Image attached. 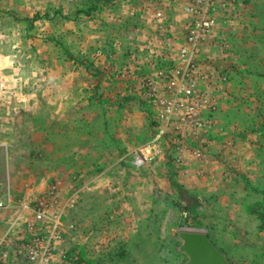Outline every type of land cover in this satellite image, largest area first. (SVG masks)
I'll use <instances>...</instances> for the list:
<instances>
[{"label": "crops", "instance_id": "obj_1", "mask_svg": "<svg viewBox=\"0 0 264 264\" xmlns=\"http://www.w3.org/2000/svg\"><path fill=\"white\" fill-rule=\"evenodd\" d=\"M189 1L91 0V6L87 7L84 6L83 0H64L62 83L41 84L34 76L25 75L30 69L27 60L32 54L29 52H20L15 47L0 51V168H4L3 175L6 177L4 186L0 184V192L10 201L11 210H20L17 214L19 221L24 219L27 224L34 222V212L31 209L34 202L48 203L50 198L47 194L52 187L56 188L57 198L59 196L58 199L61 200L57 210L62 218L66 169L72 166L79 172L87 171V167L81 162H78V165L66 164L62 158V150L55 145L61 134L65 139L79 141L78 146V143L70 146V150L74 151L71 154L74 153L75 157L82 158L87 152L85 147L93 151L98 145L100 123L107 124V132L104 131L108 138L121 137L124 139L122 147H128L127 140L131 138V131H135L134 125L144 123V118L142 115L124 114L123 120L119 121L115 118L116 114L127 113L136 103L143 105V84L154 78L157 68L162 65H175L177 52L185 39L184 23L187 17L183 9ZM237 1L241 8L236 7L235 14L231 13L233 10L230 12L227 24L224 23L228 26L226 32L224 33V27H221L220 37L214 35L213 38H208L196 62L198 76L195 82L202 97V116L206 118L211 109L216 114L217 121L210 139L214 140V148L224 149L223 160L217 163L218 166H212L208 170L209 173L219 168V172L222 171L224 164H229L230 167L234 164L237 169L243 170L241 163L250 157V151H247L248 139L253 131L248 130L239 117L242 114L252 116L251 110L255 108L253 102H259L262 110L264 108V93L260 92L264 86L261 85L264 83V65L261 66L259 62L264 56L245 55V59L252 58V64L248 66L245 61L247 65L243 66L244 68L240 66L244 61L241 62V58L236 57L244 40L240 35L243 28H251L253 31L264 27L257 17L259 12L264 10V4L262 0ZM70 3H74V6ZM71 8L74 16H68L67 19L66 12ZM158 14L161 15L160 18L157 17ZM217 16L220 21L226 18L224 9L218 11ZM235 32L237 34L234 36ZM15 37L9 36L8 39L14 41ZM3 38L0 36V39ZM245 40L253 43L255 38H249L247 34ZM178 44L180 45L177 49ZM151 53L156 54L152 57ZM15 55L16 60L13 58ZM19 55L26 61H18ZM248 67H252V70L246 71ZM256 67H262L263 71H256ZM224 71L229 74V81L226 83L219 77ZM255 79H262V83L256 85L255 82L254 85ZM145 103L148 105L146 101ZM250 125L249 128H253L251 121ZM144 130L143 128L139 133V139L142 138ZM11 139L17 141H9ZM26 139L28 143H32L27 152L19 151L20 156L25 157L18 165V169L24 172H20V175L14 171L18 162L14 160L12 149L14 143ZM49 143H53L52 149L46 146ZM114 150L119 153L116 147ZM122 150L124 154L125 149ZM128 151L129 148L126 149V152ZM117 153L114 151L111 154L116 156ZM174 155L183 158V166L176 170L186 183H190L198 169L190 162L184 148H177ZM115 156L99 164L90 163V168L95 166L96 169L104 167L102 171L111 170L117 163L114 162ZM26 163L28 165L25 166L29 169H22ZM48 177L54 179L50 187ZM214 177L217 178L216 175H211L208 179L215 181ZM218 177L221 179L220 175ZM87 183L89 182L81 187ZM101 185L107 184L104 182ZM188 185L192 189L196 188L193 182ZM205 185L215 186L211 185L210 181ZM241 185L244 187L243 191L251 187L249 184ZM91 188L93 189V186ZM19 193L21 196L15 201L14 195ZM25 197L30 198L27 203L22 204L20 198ZM257 201L258 197L240 201L238 204L243 215H250L251 208ZM30 203L33 204L29 205ZM47 214L50 216V211ZM38 228H41L40 225ZM10 236L8 227L0 238L8 243ZM57 254L58 248L54 256L55 264L58 261Z\"/></svg>", "mask_w": 264, "mask_h": 264}, {"label": "rangeland", "instance_id": "obj_2", "mask_svg": "<svg viewBox=\"0 0 264 264\" xmlns=\"http://www.w3.org/2000/svg\"><path fill=\"white\" fill-rule=\"evenodd\" d=\"M63 1L0 0V36L4 37L0 39V51L15 47L20 52L25 51L32 54L27 60L30 69L25 75L34 76L41 84L62 83ZM262 1L264 4V0ZM83 2L84 6H91V0H83ZM241 4L244 5L243 1ZM71 6H74V3ZM236 7L241 8L238 1H231L228 7L229 11L224 13L226 18L222 21L219 20L220 25L214 32L216 37H220L221 27H224V33L226 32L228 26L224 25V21L226 22L230 18L232 10L231 13H236ZM72 10L71 8L66 12L67 19L68 16H74ZM257 17H259L258 21L264 24V10H261ZM184 25L186 28L185 37L187 18H185ZM234 30L236 31L235 28ZM236 34L237 32L234 33V36ZM247 34L249 38H255L253 43L245 40ZM214 35L210 38H213ZM240 35L244 40L236 57L241 58V62L244 61L240 66H246L247 63L248 66H251L252 58L245 59V55L264 56V27L253 31L251 28H243ZM9 36L11 38L16 36L15 40L8 39ZM155 54L151 53V56L154 57ZM13 58L16 60L17 55ZM19 58L18 61L21 59L26 61L20 55ZM259 62L261 66L264 65V59ZM155 63L157 64V61ZM249 70H252V67L246 69V71ZM256 71H263L262 67H256ZM222 75H224V83L228 82L229 74L224 71ZM261 81L262 79H255L253 84L257 82L256 85H258V83H262ZM260 92L264 93V86ZM253 104L255 108L251 110L252 116L242 114L239 117L241 123L248 130L252 129L253 131L248 139L249 148L247 151H250L248 158L250 160L245 159L246 161L241 163L243 170L237 169V166H233L234 164H231V167L229 164H224L222 171L219 172V168L214 171L216 173H209L208 170L212 166L215 164L218 166L217 163L223 160L224 149L222 147L214 148V140L211 139L207 146L199 139L189 142L187 133L184 134L182 139L184 146L187 148L192 144L198 147L203 146L209 152L207 166L190 158V162L198 169L190 183H186L176 170L183 166L184 161L183 158L181 163L176 161L178 157L174 155L175 150L170 133L164 136L162 143L159 144L160 152L155 160L140 168L132 164L138 150L150 144L156 133L153 130L152 122L154 108L146 105L144 99L143 105L136 103V106L129 108L127 113L116 114L115 118L119 121L123 120L124 114L142 115L144 118V123L134 125L135 131H131L130 140H127L128 143L125 141L128 144L126 148L122 147L124 139L121 137L115 139L106 136V123L99 124L101 134L98 138V145L93 151L85 147L87 152L82 158L75 157L74 153L71 154L74 151L70 150L71 144L75 145L79 141L65 139L61 134L56 139L55 145L62 150V158L66 164L68 166L70 164L78 165V162H81L87 167L85 169L87 171L79 172L69 166L64 173L66 177L63 182L65 187L62 195L64 196L62 197V218L59 221L62 238L55 245V255L57 248L59 251L56 264H183L185 257L176 254L177 243L173 240L180 230L206 233L216 248L226 255L230 264H264V216L258 208L248 216L243 215L240 204H238L249 198L258 197V200L264 198V108L262 110L259 102H253ZM249 108L247 107V109ZM102 110H106V108H102ZM213 116V126L215 127L216 114ZM250 121L253 128H249L251 127ZM143 128L145 129L143 136L139 139V133ZM9 141L16 142L17 140ZM28 142L26 139L19 141V144L14 143L12 153L14 160L18 162L15 164L17 166L14 170L16 174H20L18 165L25 158L23 155L20 156L19 151L27 152L32 141ZM52 145L53 143H49L46 146L52 149ZM114 147L118 149L119 153L114 150ZM128 148L130 152H126ZM122 149H125V155ZM114 151L117 153L116 156L111 154ZM112 156L116 157L114 162H117L113 165V169L102 171L104 167L96 169L93 166L90 168L91 164H99ZM25 165L28 163L23 164L22 169H29ZM3 171L4 168L1 167L0 184L2 186H4L6 178ZM22 173L24 172L22 171ZM211 175H216L218 179L216 177H214L215 181H212V178L208 179ZM239 176L244 177L240 178ZM65 179L68 181L66 182ZM53 180L52 177L49 178V187L52 186L50 183ZM207 181L215 186H206ZM86 182L89 183L81 187ZM101 182L103 184L105 182L107 185H101ZM192 182L196 184L195 189L188 185ZM242 183L245 186L249 184L251 187L243 191ZM98 184H100L99 187H97ZM19 196L21 193L17 196L14 195L15 201L19 199ZM29 198H20V201L25 204ZM55 198L56 204L53 209L49 210L51 215L59 207V201L61 202L58 199L59 196L57 198L56 195ZM8 202L10 204V201ZM33 208L34 206L31 209ZM19 211L16 208L12 210L9 208L5 212H0V237L18 218ZM23 220L13 229L8 239L7 244L11 250L30 237L26 229L27 222ZM50 226L47 223L40 224L41 228L36 233L47 235ZM9 264H22V261L13 259Z\"/></svg>", "mask_w": 264, "mask_h": 264}, {"label": "built area", "instance_id": "obj_3", "mask_svg": "<svg viewBox=\"0 0 264 264\" xmlns=\"http://www.w3.org/2000/svg\"><path fill=\"white\" fill-rule=\"evenodd\" d=\"M231 1L234 0H190L184 7L187 32L177 52L175 65L157 68L155 77L143 84L144 100L154 108L152 122L156 133L150 144L138 150L132 162L135 167H144L157 158L159 144L168 133L174 150L184 148L189 158L203 166L209 164V152L205 147L192 144L187 148L182 144V139L187 133L191 140L189 142L199 139L207 146L210 141L214 112L211 109L206 118L202 116V97L195 82L198 76L196 62L205 41L214 35L220 25L217 12L224 9L225 13ZM220 77L224 81V75ZM176 161L182 162L180 157ZM47 196L50 198L48 203L34 202V222L26 225L30 237L20 242L14 250L0 238V264H9L13 259L22 261V264H55V245L62 238L59 229L61 214L58 210L53 211V216L47 213L56 204V188L52 187ZM9 208L8 200L0 192V212ZM19 223L18 219L12 222L9 228L11 234ZM45 223L51 225L48 234H37L38 226Z\"/></svg>", "mask_w": 264, "mask_h": 264}, {"label": "water", "instance_id": "obj_4", "mask_svg": "<svg viewBox=\"0 0 264 264\" xmlns=\"http://www.w3.org/2000/svg\"><path fill=\"white\" fill-rule=\"evenodd\" d=\"M173 240L177 243L176 254L185 257L183 264H230L206 233L180 230Z\"/></svg>", "mask_w": 264, "mask_h": 264}, {"label": "trees", "instance_id": "obj_5", "mask_svg": "<svg viewBox=\"0 0 264 264\" xmlns=\"http://www.w3.org/2000/svg\"><path fill=\"white\" fill-rule=\"evenodd\" d=\"M257 208L262 212V213L261 212L260 213L264 216V198L262 200L257 201L255 206H253V208H251L252 212L257 211L256 210Z\"/></svg>", "mask_w": 264, "mask_h": 264}]
</instances>
